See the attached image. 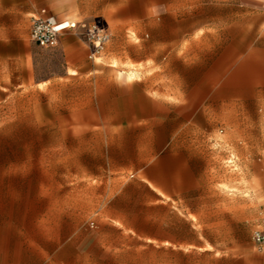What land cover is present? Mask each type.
<instances>
[{"label": "rangeland", "instance_id": "rangeland-1", "mask_svg": "<svg viewBox=\"0 0 264 264\" xmlns=\"http://www.w3.org/2000/svg\"><path fill=\"white\" fill-rule=\"evenodd\" d=\"M36 6L80 23L103 18L112 38L92 60L80 30L47 49L31 41L30 21L0 20V264H226L227 243L253 245L264 221V92H250L258 97L248 106L219 115L211 171L149 170L148 241L114 216L130 207L121 200L145 194L130 183L137 171L121 167L136 148L134 128L124 122L126 87L149 77L157 61L149 0ZM16 36L30 42L28 71L7 68V54L19 49ZM50 79L59 83L40 84ZM171 118L170 132L178 126ZM157 197L168 205L151 204ZM189 225L219 243L218 261L179 247L194 239Z\"/></svg>", "mask_w": 264, "mask_h": 264}, {"label": "crops", "instance_id": "crops-1", "mask_svg": "<svg viewBox=\"0 0 264 264\" xmlns=\"http://www.w3.org/2000/svg\"><path fill=\"white\" fill-rule=\"evenodd\" d=\"M37 4L40 0L25 4L0 0V20L26 23L42 10L52 14L46 8L37 9ZM106 19L114 26L113 19ZM148 23L152 58L157 61L149 77L126 87L130 109L124 122L134 128L136 148L128 166L121 167L137 171V179L130 183L145 194L121 200L130 207L114 217L123 228L149 241L145 229L149 228V170L211 171L212 160L217 165L219 115H233L234 107L248 106L251 98L258 97L250 92H264V0H149ZM13 41L19 49L7 54V68L9 72L15 67L28 71L33 59L30 42L19 36ZM45 82L59 83L50 79L40 84ZM170 117L178 125L171 132ZM150 203L168 205V200L157 197ZM215 215L208 214L210 218ZM263 225L264 221L257 228ZM189 228L194 239L179 241V247L210 252L218 261V252L223 250L219 243L205 239L202 228ZM252 241L246 249L227 243L225 263L264 264V252L257 250L253 236Z\"/></svg>", "mask_w": 264, "mask_h": 264}, {"label": "built area", "instance_id": "built-area-1", "mask_svg": "<svg viewBox=\"0 0 264 264\" xmlns=\"http://www.w3.org/2000/svg\"><path fill=\"white\" fill-rule=\"evenodd\" d=\"M75 30L81 31L89 48L88 57L92 60L100 56L112 38L109 25L103 18L80 23L48 14L45 10L32 17L30 37L41 48H55L65 33ZM253 240L257 250L264 252V225L253 232Z\"/></svg>", "mask_w": 264, "mask_h": 264}]
</instances>
